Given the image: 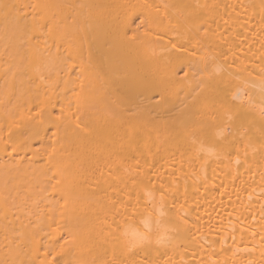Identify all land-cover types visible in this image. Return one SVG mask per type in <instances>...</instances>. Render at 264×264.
I'll return each mask as SVG.
<instances>
[{
  "label": "bare ground",
  "instance_id": "6f19581e",
  "mask_svg": "<svg viewBox=\"0 0 264 264\" xmlns=\"http://www.w3.org/2000/svg\"><path fill=\"white\" fill-rule=\"evenodd\" d=\"M0 264H264V0H0Z\"/></svg>",
  "mask_w": 264,
  "mask_h": 264
}]
</instances>
